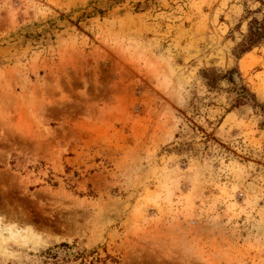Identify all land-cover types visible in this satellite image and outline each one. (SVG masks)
Wrapping results in <instances>:
<instances>
[{"label":"rangeland","instance_id":"obj_1","mask_svg":"<svg viewBox=\"0 0 264 264\" xmlns=\"http://www.w3.org/2000/svg\"><path fill=\"white\" fill-rule=\"evenodd\" d=\"M263 18L264 0H0V222L23 235L0 264L62 242L264 264V39L245 44Z\"/></svg>","mask_w":264,"mask_h":264},{"label":"trees","instance_id":"obj_2","mask_svg":"<svg viewBox=\"0 0 264 264\" xmlns=\"http://www.w3.org/2000/svg\"><path fill=\"white\" fill-rule=\"evenodd\" d=\"M263 39L264 18L262 21L254 20L251 24L246 37V49L262 43ZM77 247V242L55 244L37 255V264H108L107 259L95 256L94 253L86 255ZM108 258L112 259V257Z\"/></svg>","mask_w":264,"mask_h":264},{"label":"bare ground","instance_id":"obj_3","mask_svg":"<svg viewBox=\"0 0 264 264\" xmlns=\"http://www.w3.org/2000/svg\"><path fill=\"white\" fill-rule=\"evenodd\" d=\"M13 217L14 216H7L8 221L5 224H2L0 222V236L5 235V233H7L10 236L11 239H15V238H18L20 236H23V235H21V232H17L15 230V225L16 224L15 223H10L12 221V219H14ZM20 222H24L23 218L21 219ZM21 225L23 227V224H21Z\"/></svg>","mask_w":264,"mask_h":264}]
</instances>
